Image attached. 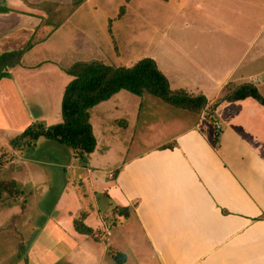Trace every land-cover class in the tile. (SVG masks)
Instances as JSON below:
<instances>
[{
    "label": "crops",
    "instance_id": "0c3cea01",
    "mask_svg": "<svg viewBox=\"0 0 264 264\" xmlns=\"http://www.w3.org/2000/svg\"><path fill=\"white\" fill-rule=\"evenodd\" d=\"M34 1L0 0V57L23 51L20 62L0 77V154H4L0 175L19 187L11 204L0 201L1 238L12 234L21 242L30 241L28 264H116L112 257L116 252L125 255L122 264H264V105L246 97L222 101L212 110L228 83L250 82L264 91V16L250 21L242 35L235 32L239 29L229 31L234 44L230 48L217 42L191 44L188 53L198 59L191 64L199 69L207 65L202 72L206 79L215 80L211 67L226 69L224 78L214 81L212 96L201 83L186 82L189 93L207 100L193 123L180 127V115V128L167 139L113 160L100 153L94 122L95 148L79 158L43 137L19 149L9 144L33 122L50 125L61 120L64 85L72 79L67 73L70 65L59 66L60 73L55 74L50 60L32 64L25 59L37 34L45 28L48 34L58 32L65 17L54 21L59 1L43 0L51 3L52 10L43 7L42 0ZM246 2H237V7L245 4L240 14L244 24L246 13H252ZM215 55L227 61L210 62ZM46 77H63V85L53 89ZM118 92L104 102L111 106L110 114L119 113L123 102L128 110V101ZM140 102L141 98L136 105ZM101 137L117 149L123 145L111 129ZM118 206L128 208L126 216L116 212ZM12 215L17 217L8 229ZM79 217L92 229L90 234L75 230ZM105 223L109 237L103 233ZM135 224L143 251L129 256L120 249L117 234H125L133 245L130 232ZM22 253L9 250V260L0 254V264H22Z\"/></svg>",
    "mask_w": 264,
    "mask_h": 264
},
{
    "label": "rangeland",
    "instance_id": "374dc122",
    "mask_svg": "<svg viewBox=\"0 0 264 264\" xmlns=\"http://www.w3.org/2000/svg\"><path fill=\"white\" fill-rule=\"evenodd\" d=\"M57 1L60 6L54 21L61 20L65 15L64 23L58 32L48 34L44 31L45 28L37 34L25 54L27 62L33 64V61L50 60L53 72L57 74L60 73L59 66L67 69L69 65L72 66L73 63L82 62V60L101 61L113 66H129L140 58L150 57L160 71L169 75L171 80L167 79L172 90L181 88L191 90L186 82L192 79L191 81L204 85L206 93L210 96L216 91L214 81L222 80L226 69L223 66L211 67L210 74L215 80L206 79V74L202 72L208 66L201 65L204 69H199L197 64L196 67L191 64L192 60L198 61L194 54L188 53L191 51V44L208 43L209 45V42L212 44L217 42V45L225 43L230 48L234 44L231 43L230 35L232 34L229 31L239 29L235 32L242 35L244 31L242 29L248 28L250 21L264 16V0H247V9L252 13H246L245 24L240 15L245 4L240 3L237 7L238 0ZM244 1L240 0V2ZM42 6L49 10L54 8L51 3L43 0ZM249 15L253 17L250 18ZM222 26L229 33L219 28ZM192 51L195 52L198 49L193 48ZM209 51L212 50L209 48ZM217 52L220 53L219 48ZM220 58L227 61L223 55L212 56L209 61L214 62ZM45 80L46 83L49 81V84H52L53 89L63 85V77L54 79L46 77ZM190 84L192 85L193 82ZM196 85L202 87L200 84ZM118 93L128 101L129 111L124 107L126 103L123 102L119 113L110 114L111 106H105L106 100L97 103V106L89 111V121L92 124L95 122L97 127L95 136L99 142V151L103 156L111 157L113 160L127 158L131 154L167 139L180 127H187L193 123L199 115L172 106L148 92H144L141 97L126 90H120ZM139 98L141 102L136 105ZM102 104H104L103 107ZM180 115L182 125L179 127ZM109 129L113 130V135L121 137L123 145H120L119 149L113 147V144H105L102 137L100 138V135H107ZM53 176L57 181L58 178ZM13 201L15 198L8 197L3 199L1 204H11ZM47 203L49 204L50 200ZM16 217L14 215L10 217L11 221L6 228H13ZM10 235L5 236L7 239H2L0 234V254H5L6 259L9 260V250H17L18 254L23 252L21 263L28 264L27 249L31 242H21L16 239V235ZM130 235L134 236L133 245L126 241L125 234H117V240L114 235L115 240L123 247L120 249L125 250L124 252L129 256L136 253L137 249L143 251L144 244L138 225H132ZM104 242L109 250L111 247L108 245V240L105 239ZM112 247L114 248L115 245Z\"/></svg>",
    "mask_w": 264,
    "mask_h": 264
},
{
    "label": "trees",
    "instance_id": "16d2710c",
    "mask_svg": "<svg viewBox=\"0 0 264 264\" xmlns=\"http://www.w3.org/2000/svg\"><path fill=\"white\" fill-rule=\"evenodd\" d=\"M23 51L10 52L0 57V77L7 75L9 68L18 64ZM67 73L72 79L64 85L61 98L59 122L45 125L41 121L33 122L23 131L9 140L13 148H22L34 143L38 138L57 141L71 149L79 158L92 152L95 148V136L89 121V111L97 103L109 99L120 90L129 91L135 95L148 92L164 102L191 111L197 115L207 104L202 94L193 95L184 89L172 90L167 77L159 70L155 61L150 57H143L129 66H113L101 61L76 62L70 66ZM252 97L264 105V91L250 82L237 85L226 84L222 95L212 105V110L222 101H236ZM218 142V133L215 134ZM4 161V154H0V168ZM12 179H4L0 175V201L18 195L19 187ZM128 208L118 206L116 212L126 216ZM74 228L80 233L90 234L92 229L82 220H74ZM116 264L125 261L123 253L112 256Z\"/></svg>",
    "mask_w": 264,
    "mask_h": 264
},
{
    "label": "built area",
    "instance_id": "2783aa9c",
    "mask_svg": "<svg viewBox=\"0 0 264 264\" xmlns=\"http://www.w3.org/2000/svg\"><path fill=\"white\" fill-rule=\"evenodd\" d=\"M219 127H220V124L216 123V128L219 129ZM103 233L106 236H108L110 234V232H109V224L105 223L104 229H103Z\"/></svg>",
    "mask_w": 264,
    "mask_h": 264
}]
</instances>
